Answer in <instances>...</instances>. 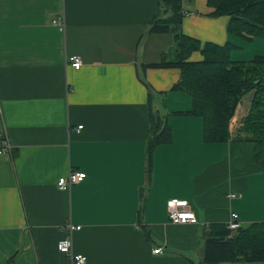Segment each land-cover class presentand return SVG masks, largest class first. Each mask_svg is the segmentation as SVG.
<instances>
[{
  "label": "crops",
  "instance_id": "0c3cea01",
  "mask_svg": "<svg viewBox=\"0 0 264 264\" xmlns=\"http://www.w3.org/2000/svg\"><path fill=\"white\" fill-rule=\"evenodd\" d=\"M183 9V33L202 46L230 42L235 61L264 51L259 38L229 35V17H212L208 0H184ZM159 15L158 0H0V133L12 145L0 157V264H72L58 250L68 222L82 227L73 250L87 264H203L210 224L232 213L241 227L264 221L254 144L206 143L201 118L174 115L192 104L172 91L181 71L143 68L175 45L149 32ZM202 59L197 51L190 61ZM152 123H167L172 141L155 149L148 176ZM71 171L86 178L60 190ZM173 199L199 223L173 224Z\"/></svg>",
  "mask_w": 264,
  "mask_h": 264
},
{
  "label": "trees",
  "instance_id": "16d2710c",
  "mask_svg": "<svg viewBox=\"0 0 264 264\" xmlns=\"http://www.w3.org/2000/svg\"><path fill=\"white\" fill-rule=\"evenodd\" d=\"M161 15L152 22V34H171L175 45L159 63L147 68H178L180 80L172 91L187 94L191 109L174 115L199 117L203 120L204 141L217 144L231 140L252 142L254 161L264 171V53L249 61H235L231 52L237 46L228 42L218 45L202 43L182 31L185 16L184 0H158ZM212 17L228 16V33L235 37L264 38V0H208ZM250 38V39H251ZM200 51L201 61H190ZM149 91V109H152L153 91L141 78ZM253 93L252 104L243 122L249 135L241 138L239 130L233 138L231 124L243 98ZM172 141V130L167 124L152 123L147 148V174L150 176L153 153L160 145ZM264 262V221L241 227L236 232L227 224L213 223L205 231L203 264Z\"/></svg>",
  "mask_w": 264,
  "mask_h": 264
},
{
  "label": "built area",
  "instance_id": "2783aa9c",
  "mask_svg": "<svg viewBox=\"0 0 264 264\" xmlns=\"http://www.w3.org/2000/svg\"><path fill=\"white\" fill-rule=\"evenodd\" d=\"M53 24L64 29V24L60 20H54ZM69 63L77 70L82 65L80 56H73L69 59ZM83 127L79 126L78 131ZM12 145L6 134L0 133V157L11 152ZM86 178V174L82 172L71 171L67 176L61 177L58 181V188L62 191H68L75 184L82 182ZM169 219L173 224H198L199 219L196 212L191 208V205L184 200H170L168 202ZM227 227L232 232H236L241 228L239 216L237 213H232ZM81 226H77L68 222L64 228L65 237L58 243V250L71 258L72 264H87L88 258L84 254H77L73 250V233L81 230ZM162 247L154 250V254H163Z\"/></svg>",
  "mask_w": 264,
  "mask_h": 264
},
{
  "label": "rangeland",
  "instance_id": "374dc122",
  "mask_svg": "<svg viewBox=\"0 0 264 264\" xmlns=\"http://www.w3.org/2000/svg\"><path fill=\"white\" fill-rule=\"evenodd\" d=\"M257 42H263L264 43V38L257 39ZM249 46H251V48L253 46H256V50H257L259 48V43H256L255 45L248 44L247 51L250 50ZM256 50H254V51H256ZM263 52L264 51H262L259 55H262ZM251 53H253V51H251L249 54H251ZM252 99H253V93L247 94L243 98V100L241 101V103L239 104V106L236 110L235 117L233 118V121L231 124V131H233V135H232L233 138H236L239 130L243 129V122H244L245 117L248 115V113L250 111ZM240 136H242L241 138L249 137V135L242 130L240 132Z\"/></svg>",
  "mask_w": 264,
  "mask_h": 264
}]
</instances>
